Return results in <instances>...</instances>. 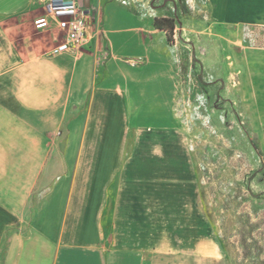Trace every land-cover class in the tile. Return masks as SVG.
Masks as SVG:
<instances>
[{
	"label": "crops",
	"instance_id": "1",
	"mask_svg": "<svg viewBox=\"0 0 264 264\" xmlns=\"http://www.w3.org/2000/svg\"><path fill=\"white\" fill-rule=\"evenodd\" d=\"M91 3L99 15L86 48L50 56L58 39L35 29L38 2L0 0V264H119L159 252L152 220L145 226L138 213L143 184L120 165L129 159L88 153L85 168L84 149L89 141H177L175 69L158 57L138 14L112 0ZM105 50L108 59L97 62ZM133 57L142 62L132 66ZM55 141L79 144L75 164L27 221ZM146 174L153 187V170Z\"/></svg>",
	"mask_w": 264,
	"mask_h": 264
},
{
	"label": "rangeland",
	"instance_id": "2",
	"mask_svg": "<svg viewBox=\"0 0 264 264\" xmlns=\"http://www.w3.org/2000/svg\"><path fill=\"white\" fill-rule=\"evenodd\" d=\"M91 1L80 0L92 9L94 26L99 11ZM112 1L139 15L176 82L170 122L174 113L177 141H89L84 149L85 168L88 153L120 154L129 159L122 168L136 171L143 184L145 207L138 213L145 226L152 220L159 252L119 264H251L254 258L264 264V48L245 43L261 35L250 28L264 25V0ZM154 17L175 19L173 44L153 28ZM52 36L58 39L57 32ZM78 148L55 141L25 220L35 218L55 177L73 167Z\"/></svg>",
	"mask_w": 264,
	"mask_h": 264
},
{
	"label": "built area",
	"instance_id": "3",
	"mask_svg": "<svg viewBox=\"0 0 264 264\" xmlns=\"http://www.w3.org/2000/svg\"><path fill=\"white\" fill-rule=\"evenodd\" d=\"M42 14L35 18L34 27L38 31L52 30L58 33L57 43L49 50L50 56L64 53L82 52L90 42L93 27V11L83 6L80 0H36ZM109 57V51H103L97 62ZM142 59H131L129 63L137 66Z\"/></svg>",
	"mask_w": 264,
	"mask_h": 264
},
{
	"label": "trees",
	"instance_id": "4",
	"mask_svg": "<svg viewBox=\"0 0 264 264\" xmlns=\"http://www.w3.org/2000/svg\"><path fill=\"white\" fill-rule=\"evenodd\" d=\"M154 26L156 29L164 32L167 37V41L171 44L174 43V36H175V30H176V22L175 19L172 17H156L154 20ZM251 34H255L257 32H260V36L256 37V35H253L252 37H249L248 39H245V43H255V46H252L254 48H264V26H252L250 28ZM262 38V39H261ZM245 245H247V241H244ZM254 249V247H253ZM251 252L248 250H245L244 257L247 259L251 256ZM251 264H257L256 258H254L251 262Z\"/></svg>",
	"mask_w": 264,
	"mask_h": 264
}]
</instances>
